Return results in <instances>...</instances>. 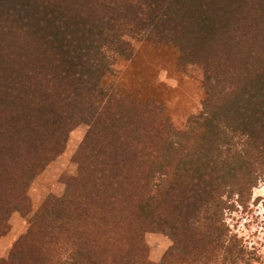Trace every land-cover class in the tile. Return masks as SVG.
Wrapping results in <instances>:
<instances>
[{
    "label": "trees",
    "instance_id": "1",
    "mask_svg": "<svg viewBox=\"0 0 264 264\" xmlns=\"http://www.w3.org/2000/svg\"><path fill=\"white\" fill-rule=\"evenodd\" d=\"M173 44L205 98L186 129L106 81L126 37ZM89 128L65 178L0 264H253L227 214L264 179V0H0V238L29 182Z\"/></svg>",
    "mask_w": 264,
    "mask_h": 264
},
{
    "label": "rangeland",
    "instance_id": "2",
    "mask_svg": "<svg viewBox=\"0 0 264 264\" xmlns=\"http://www.w3.org/2000/svg\"><path fill=\"white\" fill-rule=\"evenodd\" d=\"M130 56L117 55L106 81L128 100L150 101L157 104L177 129H186L191 116L202 109L205 91L200 80L183 70L177 48L155 39L126 37ZM90 121L83 120L71 132L64 151L40 174L29 182L27 189L32 211L23 215L14 211L10 231L0 238V259L9 256L15 241L27 232L45 198L49 194L63 196L67 191L65 178L78 172L73 159ZM227 222L245 242L260 254L253 264H264V179L255 187L248 210L238 207L228 212ZM149 259L164 264L166 253L177 243L170 229H158L146 234Z\"/></svg>",
    "mask_w": 264,
    "mask_h": 264
}]
</instances>
